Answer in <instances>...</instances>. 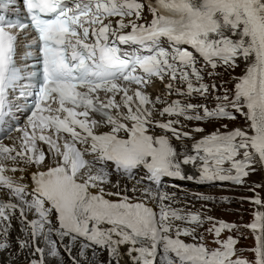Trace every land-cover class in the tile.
I'll return each instance as SVG.
<instances>
[{"label": "snow or ice", "instance_id": "6c2138e0", "mask_svg": "<svg viewBox=\"0 0 264 264\" xmlns=\"http://www.w3.org/2000/svg\"><path fill=\"white\" fill-rule=\"evenodd\" d=\"M24 4L29 23L0 15V117L7 114L10 94L17 89L19 98L30 104L25 127L15 129L21 135L9 137L10 146L0 143V192L6 197L0 199V236L5 238L0 249L8 248L9 230L17 220L26 237L19 240V247L34 246L33 255L40 254L30 264H44L38 240L52 234L61 241L86 240L81 256L95 245L117 257L119 246L129 244V253L136 254L134 264H154L161 246L165 264H264V212H255L247 225L255 240L249 261L237 255L231 236L219 239L221 231L233 225L219 221L208 230L217 237L215 248L185 243L179 237L192 235L196 240L195 228L182 229L173 221L198 225L199 214L181 215L164 204L171 199L167 194L151 187L141 191L160 201L158 218L143 201L134 202L120 191L105 192L107 185L120 188L113 175L132 179L142 169L145 175L137 185L147 179L159 186L164 176L184 178L170 139L152 129L171 132L176 139L189 133L175 127L180 120H156L157 112L161 117L197 121L234 120L233 113L245 117L247 128L217 130L193 145L197 155L183 157V164L203 162V180L242 184L249 169L255 171V163L264 165V0H147L146 5L142 0H24ZM145 7L151 19L141 23ZM29 28L36 34L39 53L34 71H28V65L18 67L15 58L18 37L12 30ZM200 59L212 70L234 69L241 59L247 65L231 96L226 92L216 97L223 103L214 109L180 100L168 103L159 95L153 100L146 92L154 80L167 78L168 96L206 95L209 86L199 82L204 69L196 66ZM177 81L186 88L175 87ZM161 103L165 106L157 108ZM197 108L203 115L195 112ZM225 162L229 168L222 167ZM21 165L35 166L30 183L23 175H14L26 171ZM252 202L264 207L258 196ZM49 244L50 255L58 257L57 242Z\"/></svg>", "mask_w": 264, "mask_h": 264}, {"label": "rangeland", "instance_id": "374dc122", "mask_svg": "<svg viewBox=\"0 0 264 264\" xmlns=\"http://www.w3.org/2000/svg\"><path fill=\"white\" fill-rule=\"evenodd\" d=\"M243 70V66L242 63H240V61H238V66L234 69H228L227 71H225V69L223 67H220L218 69L212 70L210 72H213V75H208L207 72H205V76L206 79H208L209 81L212 80V83L214 85H216V87H220L221 91H222V95H224L226 91L230 90L232 91V89L234 88V84H235V80H236V75L238 74L237 72H240V75L242 73ZM231 71L235 72L233 74H231ZM231 95V94H230ZM213 122L211 123V127L209 128H213L214 126H218L220 128H224L223 125H227V128H231L234 126H238V125H242L244 127H247V122L245 120V117L240 115V114H236L235 115V119L234 120H228V119H216V120H212ZM207 129V128H206ZM253 167L255 168V171H251V169H249V175L244 179V183L242 186H245V189H242V192L240 189H228L226 191L231 192V193H235L236 195H242L244 194L245 196H247L248 194L252 196V194L257 193L258 195L264 196V190H260L263 187L262 184V174H261V170L259 167L258 162L255 163L253 165ZM247 179V181H246ZM247 186H252L251 187H247ZM224 187V186H223ZM260 188V189H258ZM217 191V190H215ZM225 191V190H223ZM218 192V191H217ZM263 193V194H262ZM230 197V196H228ZM217 205L218 207L215 208L214 210V215L218 216V217H222L225 218L227 221H232V222H239V227L235 226L232 227L227 231H222L220 234H222V236L227 235V237L229 236V234L231 233L232 236H234L236 239H238V241L236 242L235 246H241L244 247L245 250H243L242 248H238L237 247V252L238 250H243L245 252V255H243V258L251 261L253 259V253L250 251V249H252L254 247V233L248 229H246L245 227L241 226L242 223H244V221L249 222L250 220L254 219V213L255 211L257 212V210L255 209V207H249L250 205H248L247 201L245 200H239V199H228L227 202H220L217 200ZM223 204V205H222ZM257 208V207H256ZM262 209V208H260ZM264 211V210H263ZM244 220V221H243ZM209 229H205L202 231V237L203 239H208L209 240V244H208V248L212 249L217 247V245L215 244V240L217 239V237L208 231ZM237 232V233H234ZM230 232V233H229ZM234 233V234H233ZM239 253H237L238 255ZM242 255V253H241Z\"/></svg>", "mask_w": 264, "mask_h": 264}, {"label": "bare ground", "instance_id": "6f19581e", "mask_svg": "<svg viewBox=\"0 0 264 264\" xmlns=\"http://www.w3.org/2000/svg\"><path fill=\"white\" fill-rule=\"evenodd\" d=\"M240 61V63H242V66H243V70H242V73H241V75H243L244 73H245V71H246V67H247V65H246V63L244 62V60L243 59H241V60H239ZM240 75V76H241ZM240 76H238V77H240ZM192 82H193V84H197V81H196V79H192ZM231 96V95H230ZM225 132H227V131H225ZM261 167H262V169H263V171H264V165H262L261 164ZM235 173V172H234ZM218 192H226V193H228V194H230V195H232V193L231 192H228V191H223V190H217ZM263 194V193H262ZM226 196H229V195H226ZM261 196V195H260ZM227 199H229V198H227ZM263 201V200H262ZM222 202V201H221ZM257 208H256V210L257 211H259L260 210V208L261 207H259V206H256ZM262 210H264V208H262ZM73 247L71 248V246L69 245V244H64L63 245V250L64 251H66L67 253H68V251L66 250V247L65 246H67L68 248H70V250H71V255L72 256H74L75 258H77L78 260H79V262H80V264H87L90 260H89V257H88V254H86V253H84V255L83 256H81V254H80V252H79V248H77V245H75V244H71ZM3 256V254H0V261L1 260H4V258L2 257ZM48 264H57V261L54 259V258H52V259H50L49 261H48ZM92 264V263H91ZM119 264H129L126 260H120L119 261Z\"/></svg>", "mask_w": 264, "mask_h": 264}]
</instances>
